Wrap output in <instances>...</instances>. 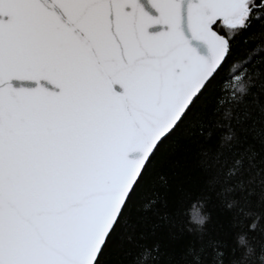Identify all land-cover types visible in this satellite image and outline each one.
<instances>
[{
    "label": "snow or ice",
    "instance_id": "6c2138e0",
    "mask_svg": "<svg viewBox=\"0 0 264 264\" xmlns=\"http://www.w3.org/2000/svg\"><path fill=\"white\" fill-rule=\"evenodd\" d=\"M194 154L254 231L264 0H0V264H224L175 231Z\"/></svg>",
    "mask_w": 264,
    "mask_h": 264
},
{
    "label": "trees",
    "instance_id": "16d2710c",
    "mask_svg": "<svg viewBox=\"0 0 264 264\" xmlns=\"http://www.w3.org/2000/svg\"><path fill=\"white\" fill-rule=\"evenodd\" d=\"M245 48L241 47L237 50V56L243 57L245 54ZM231 63V61H230ZM229 65H225L224 73L220 82H218L217 89L212 97H210L206 114L211 116L213 109L217 107V98L223 96L222 89L225 87L223 81L227 79ZM226 121H221V124H226ZM227 132L226 127H219L214 129V141L219 143L220 138ZM201 158L198 155H193L190 161L188 169L189 180L185 184V194L179 199L177 205L178 215L176 216V229L175 231L183 234L185 242L197 237L194 226L190 223L189 216L195 217L200 212H204L211 217L207 227L211 228V238L220 239L224 241V247L217 251H223L224 264L232 259L240 256V250L237 248L235 237L238 233L244 231V229L233 227V213L224 208L222 202L217 199H213L208 202L203 198V189L205 188L207 181L210 179V175L201 170L200 165ZM253 211L258 215L264 213V203L260 200V192L257 188L256 192L250 198ZM264 215H261V219L258 222V227L254 231L247 233L249 240L259 248L261 244H264ZM138 252V249H133V256ZM212 249H208L207 261L208 264H212L213 261ZM218 259L220 257H217ZM135 264L133 257L128 258ZM258 264V262H257Z\"/></svg>",
    "mask_w": 264,
    "mask_h": 264
},
{
    "label": "clouds",
    "instance_id": "9594fccd",
    "mask_svg": "<svg viewBox=\"0 0 264 264\" xmlns=\"http://www.w3.org/2000/svg\"><path fill=\"white\" fill-rule=\"evenodd\" d=\"M235 213H233L234 215ZM264 215V213H261ZM190 223L194 226L197 238L203 239L208 232L209 216L204 212H200L195 217L189 216ZM264 230V229H262ZM237 248L240 250V256L232 259L228 264H264V244L259 248L253 244L246 233H238L235 237Z\"/></svg>",
    "mask_w": 264,
    "mask_h": 264
}]
</instances>
